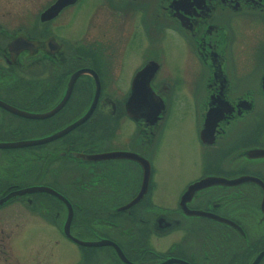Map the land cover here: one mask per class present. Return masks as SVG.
<instances>
[{
    "label": "flooded vegetation",
    "instance_id": "obj_1",
    "mask_svg": "<svg viewBox=\"0 0 264 264\" xmlns=\"http://www.w3.org/2000/svg\"><path fill=\"white\" fill-rule=\"evenodd\" d=\"M97 88L0 148V264H264V0H0V145Z\"/></svg>",
    "mask_w": 264,
    "mask_h": 264
},
{
    "label": "rangeland",
    "instance_id": "obj_2",
    "mask_svg": "<svg viewBox=\"0 0 264 264\" xmlns=\"http://www.w3.org/2000/svg\"><path fill=\"white\" fill-rule=\"evenodd\" d=\"M186 110L189 111V107L185 105V108L181 114V119H182L183 123L177 125L175 127V129L172 130V132L170 133L171 134L170 138H169V141H171L170 151L172 153V158H173L170 161H176L175 160L176 157L182 151L187 150L188 144H187L186 134H187V132H190L189 126H190L191 118H190V115L186 113ZM30 113L37 114V111L34 110V111H31ZM32 138H38V136H35ZM25 139H27V138H25ZM6 140H7V138H0V142L6 141ZM0 156H4V154L0 153ZM162 185H164V184L161 183V187H162ZM164 190H165V187H164ZM177 192H178V190H176V194H177ZM26 229L23 230L22 236L19 240V243L24 247L27 244H31L32 246L34 244L36 246L37 241H38L37 235H38L39 231L36 229H35V231H33L32 230L33 227L31 225H29ZM83 250L84 249L80 248L79 246H77L73 243H69V244L66 243V244L62 245L57 252H59V259L61 260V262L68 261V259L71 257L72 260L76 264H87V262H89V261L85 258L86 256H84Z\"/></svg>",
    "mask_w": 264,
    "mask_h": 264
},
{
    "label": "water",
    "instance_id": "obj_3",
    "mask_svg": "<svg viewBox=\"0 0 264 264\" xmlns=\"http://www.w3.org/2000/svg\"><path fill=\"white\" fill-rule=\"evenodd\" d=\"M81 73L78 72L76 74H74L72 76V79L70 81V84H69V87H71V85H73V82L76 80V78L80 75ZM134 85V84H133ZM70 90V89H69ZM68 90V92H69ZM68 94V93H67ZM133 94H134V88L131 89V94H130V100L133 99ZM98 96H99V88L96 89V93H95V97H94V101H93V104L90 108V110L88 111V113L80 120H78L77 122L73 123L72 125H70L68 128H66L65 130L59 132L58 134H55L53 135L52 137L50 138H47V139H43V140H37V141H28V142H23V143H18V144H14V145H0V148H16V147H25V146H36V145H39V144H44L46 142H49V141H52L54 139H57V138H60L62 136H64L65 134H67L70 130L74 129V128H77L78 126H80L85 120H87L89 118V116L91 115L94 107H95V104L97 102V99H98ZM64 101L65 99L62 101L61 105L56 109L59 110L61 108V106L64 104ZM7 111L13 113V114H16V115H19V116H22V117H30V118H33V119H40V118H46L47 116H37V115H27L25 113H22V112H18L10 107H4ZM40 191V189H31V190H26V191H23V192H20V193H17V194H23V193H26V192H38ZM11 196H8L2 200H0V205H2L3 203L7 202L9 199H11ZM78 245H81V246H84V247H93V246H102V245H106V243H94V244H89V243H81L79 241H76L74 240ZM260 258V257H259ZM259 258L254 262V264H257V262L259 261ZM165 264H168V263H165Z\"/></svg>",
    "mask_w": 264,
    "mask_h": 264
}]
</instances>
